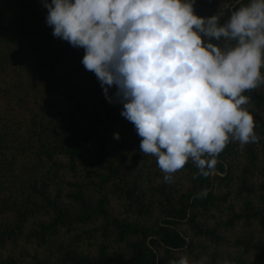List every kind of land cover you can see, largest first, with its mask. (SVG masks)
<instances>
[{"label":"trees","instance_id":"trees-1","mask_svg":"<svg viewBox=\"0 0 264 264\" xmlns=\"http://www.w3.org/2000/svg\"><path fill=\"white\" fill-rule=\"evenodd\" d=\"M247 3L194 11L223 24ZM47 12L0 0V264H264V84L244 93L259 142L230 140L209 176L189 159L166 183L116 87L109 101Z\"/></svg>","mask_w":264,"mask_h":264},{"label":"clouds","instance_id":"clouds-1","mask_svg":"<svg viewBox=\"0 0 264 264\" xmlns=\"http://www.w3.org/2000/svg\"><path fill=\"white\" fill-rule=\"evenodd\" d=\"M53 36L82 63L156 158L166 183L189 159L209 176L226 145L258 143L244 95L264 84V0L202 17L194 0H45ZM119 139V133H114ZM169 264H194L184 255ZM200 264V262H195ZM225 264H228L226 261Z\"/></svg>","mask_w":264,"mask_h":264}]
</instances>
